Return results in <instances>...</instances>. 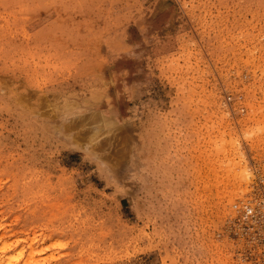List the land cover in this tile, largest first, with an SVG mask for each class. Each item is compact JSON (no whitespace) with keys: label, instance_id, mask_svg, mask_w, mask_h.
<instances>
[{"label":"rangeland","instance_id":"1","mask_svg":"<svg viewBox=\"0 0 264 264\" xmlns=\"http://www.w3.org/2000/svg\"><path fill=\"white\" fill-rule=\"evenodd\" d=\"M245 208L264 0H0V264H258Z\"/></svg>","mask_w":264,"mask_h":264},{"label":"built area","instance_id":"2","mask_svg":"<svg viewBox=\"0 0 264 264\" xmlns=\"http://www.w3.org/2000/svg\"><path fill=\"white\" fill-rule=\"evenodd\" d=\"M245 217L253 222L255 225L258 223V230L256 237L259 239L264 249V214L259 213L251 208H245ZM258 264H264V250L261 253V261Z\"/></svg>","mask_w":264,"mask_h":264},{"label":"bare ground","instance_id":"3","mask_svg":"<svg viewBox=\"0 0 264 264\" xmlns=\"http://www.w3.org/2000/svg\"><path fill=\"white\" fill-rule=\"evenodd\" d=\"M80 120V119H79ZM82 122V121H81ZM77 124V122L76 123H73V125H76Z\"/></svg>","mask_w":264,"mask_h":264}]
</instances>
